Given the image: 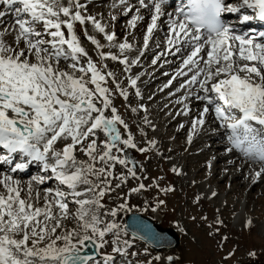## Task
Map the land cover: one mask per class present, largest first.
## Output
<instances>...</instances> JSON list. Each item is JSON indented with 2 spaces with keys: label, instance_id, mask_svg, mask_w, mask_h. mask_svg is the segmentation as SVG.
Segmentation results:
<instances>
[{
  "label": "snow or ice",
  "instance_id": "obj_1",
  "mask_svg": "<svg viewBox=\"0 0 264 264\" xmlns=\"http://www.w3.org/2000/svg\"><path fill=\"white\" fill-rule=\"evenodd\" d=\"M137 3L139 7L128 19V27L134 29L144 19L141 8L148 10L150 22L142 46L136 49L138 54L130 57L126 53L134 49V44L127 39L118 42L114 31H107L101 20L85 14L81 0H0L4 9L0 17L9 11L14 17L11 27L0 31V150L4 152L0 161L10 163L16 157L23 161L15 162L10 173L39 162L67 189L45 188L44 205L39 206L40 193L36 191L34 197L33 186L43 183L45 176H34L22 185L13 175L0 173V264H100L94 255L81 253L87 242L94 243L99 252L109 243L106 236H111V251L100 253L103 264H117L116 254L128 255L131 241L122 239V234L128 235L129 226L117 222L119 212L131 211L128 196L121 194L123 199L104 211L103 217L111 219L102 217V201L113 191L112 179L126 182L131 176L139 180L137 162L127 150L144 153L156 141L148 140V147L137 146L129 124L114 104L107 78H112L115 91L125 100L128 91L117 82L115 73L104 71L107 65L103 61H118L130 73L147 50L162 16H168L165 46L166 51H172L167 54L180 57L179 66L164 87L183 77L176 91L183 89L184 95L177 102L183 104L188 97L201 102L198 115L191 121L188 142L205 124L206 114L213 113L227 132L225 151L236 150L259 166L253 170V180L264 175V32L259 34L260 39L237 34L222 19V13H239L241 21H264V0H187L174 10L175 15L166 13L167 0ZM118 4L126 14L134 7L128 0H118ZM243 9H252L254 15ZM77 22L91 23L104 35L109 48L118 49V53L101 51L104 45L85 28L84 35L96 46L101 61L98 67L80 42ZM9 34L10 40L6 39ZM158 59L153 58L151 63L157 64ZM138 79L129 75L127 83L140 97ZM138 108L147 111L143 104L131 111L136 113ZM189 111L184 105V114ZM143 122L150 125L146 116ZM140 131L144 134L143 129ZM77 153L85 158H78ZM117 164L126 168L127 174L114 176ZM173 171L179 169L174 167ZM145 187L139 183L128 194ZM115 188H120V183ZM70 203L76 206L74 212L69 210ZM164 204V200H157L151 210L156 212ZM148 206L145 201V209L141 210ZM70 216L76 226L65 229L62 221ZM132 236L160 240L146 225L133 228ZM166 260L175 264L173 256Z\"/></svg>",
  "mask_w": 264,
  "mask_h": 264
},
{
  "label": "rangeland",
  "instance_id": "obj_2",
  "mask_svg": "<svg viewBox=\"0 0 264 264\" xmlns=\"http://www.w3.org/2000/svg\"><path fill=\"white\" fill-rule=\"evenodd\" d=\"M82 1L85 6L88 5V0ZM114 3L118 4L117 0H106L103 2L104 5L101 4L100 6L92 7L93 10L91 12L100 17L102 16V18L109 17L112 19V17L115 16L114 24L116 25L117 32L121 34L123 28L128 30L129 27L127 21L131 18V15L135 14L136 7H133L132 11L128 12L127 15L125 14L126 16H121L124 10L123 6L118 4L119 6L117 5L115 8L113 7ZM135 3H137V1H133L132 5L135 6ZM107 6L111 9L105 13L104 7ZM7 14H12V12L9 11ZM140 15L144 17V22H142L143 30L136 35L129 30V32L123 31V33L126 34V37L123 38L129 39V42H133L135 46L134 48L136 49L141 47L147 23L150 22L149 15L144 14L141 10ZM120 17H123V21L122 19L120 20ZM89 25H91V23L87 26ZM79 26L77 27L80 34L77 35L80 38L82 46L86 49L88 55L96 62L97 66L100 67L101 61L97 55L96 46L93 45L84 35V30L85 28L87 29V26ZM159 27H161V24ZM89 35L94 36L92 33ZM151 39L153 41H149V45L154 46L150 48L155 49L147 59L141 57L137 67L143 66L145 67L144 69H150L151 67L157 68L159 63L153 65L151 61L154 57L161 54L162 50H160L161 47L159 45H162V43L165 42L166 36L163 34H157L155 36L152 35ZM98 41L101 44L103 43V45H106V49L102 48L100 50L111 51V48L108 46L109 42H106L103 36L99 37ZM156 46L160 47L158 48L159 50H156ZM160 56L159 59H162ZM176 58L178 57L172 56L162 59L167 61V63H171L165 64L163 61L159 67L171 66V68L167 71L157 70L156 72H159L160 75L162 73H164V75H162L160 80H158L160 75L155 77L156 80L152 84L156 83V81L157 84H146L145 86L140 87L139 90L141 97H137L134 94L136 91L135 88L131 87V89H127V78L129 75L127 76L128 72H125L123 67L121 70V76H116V80L120 83L121 87L127 89V100L115 91V85L112 83V78H107L108 86L113 89L114 104L120 115L125 119V122L129 124V128L135 138L137 146L148 147V140H155L156 145L144 153H141L136 149L127 150L128 156L137 162L136 173L139 180L131 176H128L126 182L112 179L113 191L110 194H106L103 198L102 202L105 205V209H101V215L103 217V213L107 208L116 206L120 200L123 199V195H127L131 211H121L118 213L117 222L120 223L121 226L124 225L123 222L127 213H139L141 215H146L161 228L173 230L179 238V244H177L178 246L176 245L174 249L164 250L158 253L153 252L140 244V242L134 240L131 236L127 235L125 237L122 234V239H128L131 241V247L127 249V258H121L119 254H116V259H123V261H126L128 264L130 261L136 262L131 264H147V261L149 260L152 261V264H169L166 257L173 256L175 264H264V229L262 228V224L264 223V194H261V192L256 189L250 190L251 186L247 185L246 182L241 184L246 178L245 176L240 178L236 183L237 189H240L238 187L242 188L240 194L228 192L230 184L229 182L226 184L221 177H218L213 182L207 181L210 174L214 171L211 170L212 167L207 168V164L210 161L215 162L217 158L216 156L223 151L222 149L216 150L213 153L210 152L205 156L201 155L202 157L198 158L194 164L187 166L186 164L181 165L182 161L185 159H189L193 163L192 158H190L191 155L189 149L194 150L195 148L194 151L208 149L210 144L214 142L213 145H215L217 140L211 139L206 143H204L205 141H202L201 143L198 142L193 148L190 146H183L181 150H177V153H170L172 146L187 143L191 121L196 117V115L191 112L193 111L192 108L196 107L200 109V104H198V106L192 104V101L194 100L193 97H188L183 104L177 102L178 98L184 95L183 89L176 91L179 83L182 82V77H179V79L173 83L172 87H161L164 86V82H167L168 79L171 78L174 74L173 71H175L179 65V61L174 63V61L177 60ZM159 59L158 61H160ZM103 63L107 65V68L104 69V71H111L115 73V75L120 71L119 66L115 65L117 63L112 62L110 59H106ZM61 66H63V61L61 62ZM165 73H167V75H165ZM154 91H157L160 94L157 97V100L156 98H153L155 95V93L153 94ZM170 92L173 94L169 95ZM143 98H145V100L147 99L146 102L145 100L143 101ZM174 100L175 104L171 105L170 112L166 115V118L172 116L174 112L176 113L174 117L167 119V121L162 124L164 118L160 115L164 110H167L170 101ZM139 104L145 105L147 111L145 112V110L143 111V109L141 110L138 108V111L133 113L131 108L137 107ZM184 105L188 106L190 113H188L186 117L181 118V120H173V118H176L175 116L177 113L184 108ZM145 116L150 121V125L143 122ZM207 117L208 114L206 115L205 120ZM151 125H154L155 127L153 128ZM158 125H160V127H158ZM181 125H183V127L180 129L184 128V131L180 134L171 135V130L168 131V133L166 131V128H177ZM141 129H143V133L146 135L141 133ZM205 129L206 126L202 130L204 135L215 133L218 130L216 125L210 126L207 130ZM121 131L123 132L122 127ZM99 135L100 138L103 139L102 134ZM77 154H79L78 158H85L82 154ZM174 167L179 169V172H174ZM141 168L143 169L142 171ZM198 170L200 171L197 173ZM122 172L127 174V169L117 164L114 169V176H119ZM196 174L198 176H196ZM191 175L192 178L191 181H189L188 178ZM24 178L25 180L30 179V177ZM50 181L52 182L53 180L51 179ZM154 181L155 184H153ZM203 182H208L212 185L213 189L215 188V190L217 189V185H221L222 201L219 206L214 207L215 201L202 195L203 192L201 191L200 184ZM117 183H120V188L118 189L115 188ZM139 183H143L146 186L145 189L129 195L128 190L132 187H136ZM169 187L172 189L171 191L162 192L160 190ZM45 188H50V186L45 185L43 189ZM40 191L44 192V190ZM33 196L35 197V194H33ZM49 199L51 200L52 197L49 196ZM157 200H164L165 204L161 205L156 212H153L151 208L155 205ZM241 200L246 201L247 207L244 209L243 214L241 213V217L235 219L236 210L239 208L238 205ZM145 201H148L149 206L146 210H141L145 209ZM38 204L39 206L44 205L43 196L40 197ZM73 206L74 204H71L69 205V208ZM70 211L74 212L75 207ZM103 218L111 219V217ZM62 224L65 229H71L76 226V221L70 216L68 220L62 221ZM57 231L59 232L61 229ZM106 239L109 243L99 249V257L101 256L100 253L111 251V236H106ZM250 252H254L255 255H249ZM133 253H135V255H133ZM229 253L232 254L229 255ZM156 256H160L161 259L157 261L155 259Z\"/></svg>",
  "mask_w": 264,
  "mask_h": 264
},
{
  "label": "bare ground",
  "instance_id": "obj_3",
  "mask_svg": "<svg viewBox=\"0 0 264 264\" xmlns=\"http://www.w3.org/2000/svg\"><path fill=\"white\" fill-rule=\"evenodd\" d=\"M104 1H106V0H88L87 1L88 5L86 6V9L84 10L85 11V14L93 15V16H95L96 19L101 20V22L107 26L106 27V30L107 31H114L115 34H116V39H117L118 42L123 41L125 39L123 37H126L125 36L126 34H124L123 31H125V32L126 31L127 32L131 31V33H133L134 35H136L141 30H143V24H142V22H144L143 21L144 19L141 20V21H138L137 22V25H136V27L134 29L129 27L128 28L129 31H128V30H126V29L123 28L121 30V34H119L117 32V30H116V25L114 24L115 23V19L113 20V19H111L109 17L108 18L107 17L106 18L105 17L102 18V16L100 17V16H98V15H96V14H94V13L91 12L93 10L92 7H94V6L95 7L96 6H100L101 4H103ZM133 1H135V0H128V2L131 3V4L133 3ZM82 2L83 1L81 0V3ZM117 2H118V0H117ZM116 5H118V4H116ZM135 7L138 8L139 7V4L138 3H135ZM2 9H3V6L0 5V10H2ZM109 9H111V8L108 7V6L107 7H104L105 13H106V11H109ZM140 10L143 11L144 13H146V15L149 14V12H148L147 9L141 8ZM166 13H171V12L168 11V10H166ZM125 14L126 13L123 10L121 16H124ZM149 16H150V14H149ZM121 19L123 21V17H120V20ZM167 21H168V16L167 15L162 16L158 20L157 24L158 23L162 24V27H159L158 26V28L156 30H154L153 36H155L157 34H160V33L167 36V32H168V23H167ZM12 22H13L12 21V17L11 16H8V14H6L5 17H0V31H3L4 30L3 28L6 27V25H7L6 28H10ZM86 23L87 24H85V25L87 26L89 23L88 22H86ZM76 25H78V23L75 24L76 32H77V34H80V31L78 30V27ZM89 26H87V31L88 32H91L97 40L99 39V37H102V36L104 37V35L102 33H99L98 31L95 30V28L93 27L92 24L89 25ZM125 28H127V27H125ZM91 33H88V34H91ZM11 38H12L11 34H9V35L6 36V39H9L10 40ZM127 40L130 41L129 39H127ZM151 41H153V40L150 39V42ZM106 42H108V41H106ZM130 43H133V42H130ZM142 44H143V42L141 43V46H142ZM102 45H103V43H102ZM153 46L154 45H149L148 46L147 50L145 51L144 55L142 56L143 59L144 58L147 59L152 54V51L155 48L153 49V48H150V47H153ZM159 46L161 47L160 50H162L161 54L158 55V56L161 55L160 58L163 59L165 57L166 58L167 57L169 58V57L175 56V57H178V58H176L177 60H175L174 63H177L178 61L180 62L179 55H170V54H167V51H172V50H167L166 51L165 42L162 45H159ZM160 47L156 46V50H159L158 48H160ZM103 48L106 49V45H104ZM111 51L114 52V53H118V49H116V48H111ZM126 54L129 55L130 57H134L135 55L138 54V52L136 51V48H134L131 52H128ZM154 58H156V57H154ZM162 59H159L160 61H158L159 64L157 65V68H159V69L153 68V67H151L150 69H144L145 67H143V66L137 67V65H138L137 64V65H134V67L132 66L131 72L130 73L128 72L127 73V76L128 75L139 76V79L137 81V87L138 88L143 87L146 84H152L156 80L155 77L158 76V75H160L159 72H156L157 70L158 71H162V70H164V71L166 70L167 71L169 68H171V66L170 67H163V66L159 67V65L162 64V62L164 61ZM112 62L117 63V64H115V63L114 64L117 65V66H119V68H120V71H118V73L115 76H119V75L121 76V73H122L121 70H122V67L124 69V65L120 64L118 61H112ZM170 63H165V64H170ZM173 72L175 73V71H173ZM162 75H164V73H162L160 75V78L158 80H160L162 78ZM178 79H179V77H177L176 80H178ZM183 79L184 78L182 77L181 81ZM176 80H174L173 83ZM165 83H167V82H164V85H165ZM154 84H157V81ZM154 84H152V85H154ZM172 86H173V84L170 85L169 87H172ZM161 87H164V86H161ZM127 89L128 90L131 89V86L128 85ZM154 93H155V95H154L153 98H156V100H157V97L160 94L157 91H154L153 94ZM145 98H147V97H145ZM145 98H143V101L145 100ZM146 100H145V102H146ZM194 100H195V98H194ZM194 100L192 101V104H194V106H198V104L201 103L200 101H197V100L194 101ZM172 104L173 105L175 104V100L174 101H170V104L167 106L168 107L167 110H164L163 113L160 115L162 118H164V121H162V124H164L165 121H167V119L174 117V115H175L176 112H174L172 116H169V117L166 118V115L169 114V112H170L169 110L171 109V105ZM199 110L200 109L194 110L195 111L194 112V115L197 116L198 115L197 112ZM143 111H144V109H143ZM187 115L188 114H184L183 109H182L181 111H179L177 113V116H176V119L175 120H177V121L178 120H181V118H184ZM216 122L217 121L215 120L214 114L213 113H209L207 119L205 120V124L202 127H199L198 128L197 132L193 135L192 141L189 143L188 142V139H187V143L186 144L183 143V145H174V146H172V148L170 149V153H177V150L178 149L181 150L183 146H190V147L193 148L195 145L198 144V142L201 143L202 141H205L204 143H206V142H209L211 139L217 140L216 143H215V145H213L214 142L211 143L208 149H203V150H200V151H194L195 148H194V150H192V149L190 150L189 149V152H190V155H191L190 158H192L193 163L189 159H185V160L182 161L181 165L186 164V166H187V165L194 164L198 158H200L202 156H205L206 154H209L210 152L213 153L216 150L222 149L223 151L219 155L216 156L217 157L216 158V161L215 162L210 161L211 162V167H212L211 170H214V171H213V173L210 174V176L208 177L207 181L208 182H213L218 177H221L222 180L225 181L226 184L228 182L230 184L229 185L230 188H229V191L228 192H231L233 194H240V192H242V188L241 187H238L240 189H237L236 188V183L238 182V180L240 178H243L245 176L246 178L243 180V182L241 184H243L244 182H246L247 185H250L251 186L250 187V190L256 189V190L260 191L261 194H264V185H263V183H264V175H262L259 178H256L255 180H253V176H252L253 170L254 169H258L259 166L256 165V164H252L251 162L245 160V158H243L241 156H236L237 154H236V152H234V150L231 151V152H226L225 151V148L227 147V139L223 140L224 139V136H225V132H226V130L224 128L219 127V129L217 130V132L212 133V134H209V135H207V134L204 135L203 134L202 130H203V128L205 126H206V129L205 130H207V129L210 128V126L216 125V124H214ZM158 127H160V125H158ZM180 128H181V126L180 127H177V128H171V129H167L166 128V131L168 133V131L171 130L170 131L171 135H173V134H180V133H182L184 131V128H182V129H180ZM220 139L222 141H220ZM78 155L79 154H77V156ZM30 163L32 164L33 162H30ZM207 168H209V163L207 164ZM199 171L200 170H198L197 173ZM48 174H49L48 178L51 179L52 178V174H51V171L50 170H48ZM39 176H42V175H39ZM196 176H198V175L196 174ZM14 178L15 179H19L21 181L22 185L29 181V180H25V178L23 179V176L22 175L14 176ZM191 178H192V175L188 178V180L191 181ZM52 179L54 180V183H52V188L55 189V188H57L59 186L61 188V190H67L66 189V186L59 185L58 184V181H56L55 178H52ZM46 182L47 181L45 179V181L43 183L39 184V185L34 184V186H33L34 187L33 194H36V191H39L40 197L43 196V199H44V192H41L40 190H44V189H42V186L45 185ZM208 182H205V183L203 182L202 184H200V187L202 189L201 191L203 192L202 195H204L205 197H207V198H209L211 200H214L215 201V206L214 207L219 206L221 204V201H222L221 185H217V187L215 186L217 188L215 190V188L213 189L212 185L209 184ZM38 189H40V190H38ZM0 190H2V188H0ZM25 191H26V189H25ZM213 193H215V195H213ZM24 194H25L24 192L21 193L22 196ZM246 199H248V198H246ZM246 204H247L246 201H244V200H241L240 201V203L238 205L239 208L236 210L235 219H237L238 217H241L240 216L241 213L243 214L244 209L247 207ZM74 207L76 208V206L74 205L73 207H70L69 210L74 209ZM262 228L264 229V223L262 224ZM95 249H96V247H95ZM96 252L99 253L97 251V249H96ZM97 260L100 261V264H103V261H102L101 256L99 258H97ZM117 264H128V263L127 262H123L122 260L119 259V260H117Z\"/></svg>",
  "mask_w": 264,
  "mask_h": 264
},
{
  "label": "water",
  "instance_id": "obj_4",
  "mask_svg": "<svg viewBox=\"0 0 264 264\" xmlns=\"http://www.w3.org/2000/svg\"><path fill=\"white\" fill-rule=\"evenodd\" d=\"M125 225L129 226V233L132 235L133 228H143L145 225L154 233H156L159 237L160 240L158 242H152V241H147L140 239L144 241L146 244H148L152 249L159 251L161 249H171L178 244V239L175 236V234L172 231L169 230H162L160 229L157 225L153 224L150 222L149 219L143 218L142 216L138 214H130L126 217L125 219ZM87 250L82 252V255H94L96 257L95 251H94V246L90 243L87 242Z\"/></svg>",
  "mask_w": 264,
  "mask_h": 264
}]
</instances>
